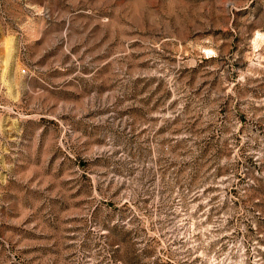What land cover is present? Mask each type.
Segmentation results:
<instances>
[{"label":"rangeland","instance_id":"obj_1","mask_svg":"<svg viewBox=\"0 0 264 264\" xmlns=\"http://www.w3.org/2000/svg\"><path fill=\"white\" fill-rule=\"evenodd\" d=\"M0 264H264V0H0Z\"/></svg>","mask_w":264,"mask_h":264}]
</instances>
